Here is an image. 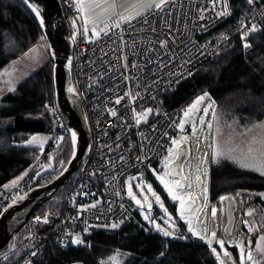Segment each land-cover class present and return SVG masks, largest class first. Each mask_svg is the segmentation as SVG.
I'll list each match as a JSON object with an SVG mask.
<instances>
[{"label": "built area", "instance_id": "2783aa9c", "mask_svg": "<svg viewBox=\"0 0 264 264\" xmlns=\"http://www.w3.org/2000/svg\"><path fill=\"white\" fill-rule=\"evenodd\" d=\"M59 1L70 31V22L77 24L75 39L71 31L72 86L84 105L91 144L87 158L69 181L70 191L63 215L49 213L31 218L29 249L17 264H34L53 246L71 247V240L77 236L72 227L88 233H112L129 223L146 228L137 218L133 201L127 195L129 181L135 189L140 182L145 185L146 175L152 178V167L162 170L166 149L172 146L171 141L176 136L191 135L186 142L191 150L194 143L196 152L209 147L205 132L195 139L191 124L185 123L182 130L177 126L187 107L170 112L162 94L176 90L177 80L181 82L210 62L219 48L234 36L242 46L245 42L252 45L251 37L257 33H250L242 40L238 31L241 18L231 24L232 28H219L232 17L230 4L229 16L216 17L215 13L222 10V0H217L216 8L212 0H171L162 8L144 12L130 24L121 23L120 28L113 25L107 32L98 27L99 35L90 28L85 35L83 19L78 16L80 10L74 6L77 0ZM249 7L251 13L242 18L249 28L256 23L260 29L264 23L261 17L264 0H255L254 6ZM201 15L204 19H199ZM145 20L148 23H144ZM221 34H226L228 39L219 40ZM161 40H167V45H162ZM117 98H121L119 104ZM45 107L51 123L50 141L29 170L33 178L37 173H33L35 168L38 171L49 164L53 173L57 170L54 153L62 142L59 138L64 137L67 130L56 103L47 102ZM147 108H152L153 112L137 124L135 113ZM112 111L116 112L115 116ZM137 175H140L138 181ZM152 179L156 187H162ZM33 182L26 176L20 185L1 192L0 204L21 198ZM216 201H210L207 207L209 216ZM92 204L96 207L81 210V205ZM37 217L41 218L39 222ZM112 223L119 227L112 229Z\"/></svg>", "mask_w": 264, "mask_h": 264}, {"label": "trees", "instance_id": "16d2710c", "mask_svg": "<svg viewBox=\"0 0 264 264\" xmlns=\"http://www.w3.org/2000/svg\"><path fill=\"white\" fill-rule=\"evenodd\" d=\"M229 4L232 17L219 28H232L231 24L251 13L246 0H229ZM43 37L45 34L37 17L22 0H0V71ZM251 44L250 48H243L236 36L223 44L210 62L179 82L176 90L162 94L166 108L170 112L177 111L207 92L216 103V115L220 120L223 117L244 124L252 119L264 118V23L251 37ZM54 64L53 58L49 57L18 85L15 95L5 96L12 106L8 111H0V193L6 190L5 186L30 170L42 151L43 148L37 145L27 144L29 137L34 134H50L51 123L45 104L55 102ZM10 114L14 115L13 123L6 125V118ZM73 151L71 134L66 130L54 153L57 170L36 179L37 174L48 165L38 171L35 168L33 173H37L28 190L54 180L68 165ZM209 163V199L217 200L218 236L224 228H229L237 235V239L245 237L246 249L251 248L255 252L260 240L258 236L252 235L253 232L249 233L241 220L251 221V218L258 216L255 214L261 215V211L257 213V210L264 207V201L255 194L264 192V176L252 169L241 168L231 160L221 158L217 162L213 151L210 152ZM69 191L68 184L44 203L35 215H63ZM221 196L235 197L231 200V216L230 202H221ZM164 199L166 206L172 210L177 209V203L171 202L168 196L164 195ZM9 203L0 204V215ZM248 209L253 210L252 217L246 215ZM135 213L149 231L135 223H129L112 233H87L72 227L73 232L82 239L81 245L73 244L68 249L58 246L48 248L45 255L34 264H101V261L114 264L109 258L123 253L127 257L122 264H218L207 244L199 238L183 229L177 234H186L188 239L165 238L152 225L143 221L139 211L135 210ZM31 221L16 234L12 251L0 259V264H17L26 255ZM213 246L222 254L218 245ZM225 248L231 253L235 264H240L238 247L226 243Z\"/></svg>", "mask_w": 264, "mask_h": 264}, {"label": "snow or ice", "instance_id": "6c2138e0", "mask_svg": "<svg viewBox=\"0 0 264 264\" xmlns=\"http://www.w3.org/2000/svg\"><path fill=\"white\" fill-rule=\"evenodd\" d=\"M23 2L30 8V10L35 14L37 18H39V23L41 26L45 25V19L41 15V11L39 7L32 2V0H23ZM167 3V0H137V2L134 5L129 4H120L117 2V0H112L110 4H108L106 7H104V12H107L109 9H111V14L107 16L106 19L101 21L103 27L102 31L107 32L111 29V27L114 25L116 28L121 27V23H131L133 19H136L137 16L141 15V12H147L149 9H159L162 8ZM247 5L254 6L255 0H246ZM213 8H216L217 6V0H212ZM77 6L80 11L84 13L82 19L84 23L83 33L86 35L89 32V28L87 27V24L89 20L95 21L98 13L97 8H100L101 5L96 3L95 0H91V2H86V0H77V4L74 5ZM221 11H218L215 13L216 17H227L229 16L230 10H229V3L228 0H222L221 4ZM117 9H123V11H118ZM203 10H201L202 12ZM132 12L135 13V15L131 14ZM253 12L255 13V8L253 7ZM129 13V14H125ZM261 17L264 18V9L261 10ZM199 19H204V16L201 15ZM253 20H255V15L252 17ZM75 24V21H73ZM144 23H148L147 20L144 21ZM241 27L238 29V31L241 32V39L245 40V38L250 33H255L259 29L257 27L256 23H252L251 27L249 28L247 24L244 22V18H241L240 21ZM153 32H155V28L152 29ZM92 32L95 35H99V32L97 31V27L94 24L92 28ZM75 39V37H73ZM228 39V36L226 34H221L219 37V40L225 41ZM160 43L162 45H167V40H161ZM207 45H205L206 47ZM243 47L245 49H248L251 47V45L247 42L243 44ZM52 55H55L53 52ZM190 62V61H189ZM71 61H69V64ZM191 75V72L188 73ZM170 75H172L170 73ZM179 83V80L176 81ZM70 92H73V88H69ZM131 95V93H130ZM205 100H209L207 107L203 108V112L205 115L208 114L209 109L213 108V105L215 104V101L211 100L210 94L205 92L203 95H200L196 98V100L183 112V118L179 121L178 127L182 130L185 127V123H191L192 126V134L195 135L196 133V122L194 120L190 119V114L196 112L198 110V105H200ZM121 102V98H117L116 103L119 104ZM47 107V106H46ZM132 111L135 113V109H132ZM152 108H147L142 110V112L135 113L136 116V123L139 124L141 120H146L148 114L152 113ZM112 115H116L115 111H112ZM212 119L216 121L218 118L216 116L215 111L212 113ZM199 123L201 125L204 124L203 117L200 118ZM262 125L255 124L253 127H260ZM212 124H208V128L211 129ZM248 131H251V129H247ZM219 132V128L217 129ZM61 141L63 140V137L59 138ZM39 140L38 137L33 136L29 141H27L28 144H35ZM188 140L187 136L181 137V139H173L171 141L172 146L168 147L166 149L167 155L163 157L162 160V170L159 174H157V179L160 181V183L164 186V188L167 190V193L169 196H171L173 201L179 202V218L186 222L187 224V232L190 233L192 236L199 238L201 241L205 242L210 250V253L215 257V260L218 261V264H235V260L232 258L231 253L225 248L226 243L232 244L239 249V261L240 264H264V244H258L256 248V252L254 253L251 248H247L245 246L244 240L245 237L241 236L240 239H237V235L233 233L232 230L229 228H224L223 232L220 236H218V224L216 221L217 217V209L215 207L211 208L210 216L205 215L203 219L200 218V212L201 208H194V200H193V193L188 192L186 195L183 192V189L187 187H191V184L188 181V177L184 176L182 172L179 169V166L177 165V161L180 160L181 156L186 154L185 150L182 148V145ZM41 144L43 141H39ZM71 143L73 146L77 143V133L75 131L71 132ZM262 146H264V141L261 142ZM253 152L252 148L248 149V153L251 156V153ZM214 158L219 162L221 158L224 159H230L233 162L239 164L241 167H254L255 170L259 171L261 175H264V151H261L260 153V159L258 162L250 161L248 158L243 157H237L234 154V150L231 148L225 149L222 147V145L217 142L214 148L213 152ZM75 156V151L72 152V157ZM71 163V159L68 161ZM63 161H61V165H63ZM66 170V169H65ZM153 173L156 172L155 169L152 170ZM62 174V173H61ZM169 177L171 179H169ZM22 179V177L18 178ZM195 180L197 182L198 188L202 191V193L205 195V198L207 197L208 189L206 186L201 187V176L196 175ZM13 185L17 183L16 180H13L11 182ZM137 187L140 189L141 193L145 191L143 184H137ZM147 192L151 193V195L155 198L156 204L159 205L161 209H163V212L168 216V219L165 221V223L168 225V227H162L160 223L156 222V219L154 217H150L149 215H144V220L148 222L149 225L153 226V229L161 234L165 238H172V239H188L187 235L178 236V229L173 222V218L170 214L167 212V208L164 207V203L161 200L160 196L156 194L155 191H153L152 186H147ZM119 194V193H117ZM127 195L131 198L132 201L135 202L137 206H139L141 209H143L146 205L147 209L150 211L153 207L152 202L148 200L147 196L143 197V200L140 198H137L136 193L133 191V186L131 181L127 184ZM239 195V194H237ZM264 195V194H262ZM235 197H228V196H221L220 201H229V216L232 215L231 212V200H234ZM15 202V201H14ZM94 208L96 207V204L92 205H81V210L83 211L86 208ZM3 211H7V209H4ZM246 215L248 217L253 216V210L248 209L246 212ZM37 221H40V217L36 218ZM45 223H47V219L44 220ZM124 221L121 220L120 223L122 224ZM241 223L248 228L249 233L256 230V224L254 221H250L248 219H242ZM107 227V225H106ZM112 229H116L119 227V224L112 223L110 225ZM145 231H149L148 228L144 229ZM87 231V229H85ZM261 241H264V236L260 237ZM71 243L76 245H81L83 243L82 239L79 236H75L71 240ZM216 244L219 246V249L221 251L217 250V247H214L213 245ZM35 253H33L34 255ZM161 256L164 255L163 252L160 253ZM223 257V258H222ZM110 261L116 262L117 257L113 256L109 258ZM101 264H104V261H101Z\"/></svg>", "mask_w": 264, "mask_h": 264}, {"label": "rangeland", "instance_id": "374dc122", "mask_svg": "<svg viewBox=\"0 0 264 264\" xmlns=\"http://www.w3.org/2000/svg\"><path fill=\"white\" fill-rule=\"evenodd\" d=\"M171 0H167L169 2ZM86 2H91V0H86ZM96 3L100 4L101 7L97 8V17L95 21L89 20L87 27L93 28V25L95 24L96 27H103L101 21L107 18L108 15L111 14V9H109L107 12H104V7H106L108 4L112 2V0H95ZM118 3L120 4H129V5H134L137 0H117ZM118 11H123V9H117ZM150 10V9H149ZM144 12L142 11L141 14ZM129 14V13H125ZM131 14L135 15L134 12ZM84 13L80 11L78 13L79 18L81 19L83 17ZM138 17V16H137ZM123 23V22H122ZM71 31H72V36L76 37L77 35V24L71 23ZM83 26L84 23L82 21ZM52 57L49 43L47 38L43 37L41 38L32 48L27 50L26 52L22 53L15 61L11 62L6 68L0 71V111H8L10 107L12 106V103L5 98L6 95H15L17 92L18 85L25 80L28 76H30L33 72H35L38 68H40L43 63L49 58ZM203 95V94H200ZM199 95V96H200ZM198 96V97H199ZM196 100V99H195ZM194 100V101H195ZM212 100V99H211ZM193 101V102H194ZM192 102V103H193ZM209 100H205L202 102L200 105H198V110L192 114H190V119L194 120L196 122V133L193 135L195 139H199L201 135L205 132L207 135V140L209 142V147L207 150L202 149L199 152L195 151L194 148V143H193V150H192V155L190 159L185 163V173L188 177V181L191 184V187H185L183 190L184 194L186 195L188 192L193 193V199L196 200V204L194 208H201L200 212V218H204V211L207 209L209 203H210V197H209V183H210V163H209V158H210V152H214V148L217 142H219L222 147L225 149L231 148L234 150V154L237 157H243V158H248L250 161L258 162L260 159V153L261 151H264V146H262V141H264V118L262 119H252L247 121L244 124H241L240 122H235V121H229L228 118H221V120L217 116V120L214 121L212 119V113L215 111L217 114L216 110V103L213 105V108L209 109V112L207 115L204 114L203 108L207 107ZM191 103V104H192ZM189 104L187 108L191 105ZM13 117L14 115L10 114L7 116L6 120V125H10L13 123ZM203 117L204 119V124L201 125L199 123L200 118ZM238 117V116H237ZM211 123L212 127L211 129L208 128V124ZM189 124H191L189 122ZM255 124H260L262 126L260 127H253ZM219 128V132L217 129ZM247 129H251V131H248ZM36 136L39 138L38 142L35 144H28L32 146H39L41 148H46L48 142L50 141V135L43 133V134H34L31 135L28 139V141L33 137ZM187 136L188 139H191V135H182L180 137L176 136L175 139L179 140L181 137ZM39 141H43L41 144ZM252 148L253 152L251 153V156L248 153V149ZM230 160V159H227ZM232 161V160H231ZM235 163V162H234ZM237 164V163H236ZM239 167H241L239 164H237ZM245 168V167H241ZM153 169L156 170L155 173H153ZM245 169H252L258 173L259 171L255 170L254 167H247ZM150 172L152 173V178H155L157 182H160L157 179V174L161 172L159 167H152ZM30 171L27 170L25 171L20 177L22 179H15L17 183L13 185L10 183L9 185L5 186V189H11L14 188L17 185H20L23 180L25 179L26 176H28V179L33 180V174H29ZM61 174V173H60ZM58 174V175H60ZM147 174V173H145ZM261 174V173H260ZM200 175L203 178V182L201 187L206 186L208 189L207 197L205 198V195L202 193V191L198 188L197 182L195 180V176ZM264 176V175H263ZM19 177V178H20ZM140 177V175L136 176V181ZM148 175H146V178L144 179L145 185H143L145 191L141 193L140 189L136 187L133 189V191L136 193L137 198H140L143 200L144 196H147L148 200L152 202V209L149 211L145 205L143 209H141L139 206L135 204L133 201V206L134 208L139 211L141 218L143 219L144 222L148 223L147 221L144 220V215L147 214L150 217H154L156 219L157 223H160L162 227H168V225L165 223V221L168 219V216L163 212V209L159 207L158 204L155 202V198L151 195V193L147 192V186L151 185L153 191L156 192L157 195L160 196L161 200L164 203V207L167 208L168 214H170L173 218V222L175 223L178 232L181 231L182 229L187 232V224L185 221L181 220L179 218V202L178 201H173L171 196L168 195L167 190L162 187H156L157 183L150 177L147 178ZM169 179H171L169 177ZM142 182H140L141 184ZM264 192L257 193L255 194L256 197H259L264 201ZM164 195L168 196V199L171 202L177 203V209L172 210L165 204V199ZM255 207H257V204L255 203ZM257 210V209H256ZM211 212V210H209ZM260 214H255L258 215L255 218H251V221H257L256 223V230L253 231V236H258V240H260L261 236H264V207L257 210V213ZM254 215V216H255ZM252 233V232H251ZM179 235V234H177ZM186 235V234H184ZM257 243V240H256ZM259 244H264V241H259ZM258 245V244H257ZM256 245V248H257ZM256 252V251H255ZM254 252V253H255ZM117 257L118 264H122L124 260L127 257L126 253L123 254H117L115 255ZM114 264L116 262L113 261Z\"/></svg>", "mask_w": 264, "mask_h": 264}, {"label": "water", "instance_id": "95a60500", "mask_svg": "<svg viewBox=\"0 0 264 264\" xmlns=\"http://www.w3.org/2000/svg\"><path fill=\"white\" fill-rule=\"evenodd\" d=\"M23 1V0H22ZM45 19L42 30L48 40L54 64L55 101L58 111L69 130L77 133V143L74 146L75 156L71 157V163L65 167L62 174L44 185L36 186L29 190L21 198L12 201L0 215V259L5 258L12 251L16 234L20 232L30 221L36 211L55 194H57L70 181L73 174L78 171L83 161L87 158L91 144V136L87 126L84 105L81 97L75 92H70L72 86L73 41L69 23L65 17L59 0H32ZM34 14V13H33ZM35 15V14H34ZM39 21V18H37ZM69 61L71 63L69 64ZM74 89V88H73ZM186 154L177 161L180 171L184 176L185 163L191 156V146L185 142L182 145ZM53 170L51 165L41 170L36 179ZM201 182L203 178L201 177ZM202 185V183H201ZM185 189V188H184ZM183 189V190H184ZM194 200V206L196 200ZM208 215L207 209L204 216Z\"/></svg>", "mask_w": 264, "mask_h": 264}, {"label": "bare ground", "instance_id": "6f19581e", "mask_svg": "<svg viewBox=\"0 0 264 264\" xmlns=\"http://www.w3.org/2000/svg\"><path fill=\"white\" fill-rule=\"evenodd\" d=\"M64 188V187H63ZM54 197V196H53Z\"/></svg>", "mask_w": 264, "mask_h": 264}]
</instances>
